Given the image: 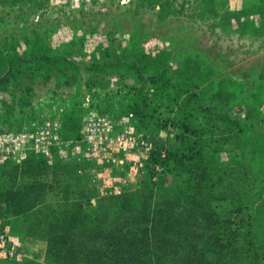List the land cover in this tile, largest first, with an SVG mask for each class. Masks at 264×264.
<instances>
[{
  "label": "rangeland",
  "instance_id": "374dc122",
  "mask_svg": "<svg viewBox=\"0 0 264 264\" xmlns=\"http://www.w3.org/2000/svg\"><path fill=\"white\" fill-rule=\"evenodd\" d=\"M36 185L13 242L79 207L110 232L119 201L141 224L175 200L189 228L228 227L211 264H264V0H0V193L24 208ZM176 238L143 263L191 264L204 242Z\"/></svg>",
  "mask_w": 264,
  "mask_h": 264
},
{
  "label": "trees",
  "instance_id": "16d2710c",
  "mask_svg": "<svg viewBox=\"0 0 264 264\" xmlns=\"http://www.w3.org/2000/svg\"><path fill=\"white\" fill-rule=\"evenodd\" d=\"M155 77V76H154ZM43 187L36 185L32 187L30 199L32 204L21 207V202L13 203L10 194L0 193V206L2 207V216L6 218L8 213L14 216H23L24 213L34 209L36 202L42 197ZM88 200V199H87ZM2 204H4L2 206ZM118 209L120 214H115V228L110 232H104L105 216L104 212L95 211L86 212L79 207L77 210L60 213L58 217L50 220L46 225V259H53L55 264H144L143 259L150 257V238L151 242L157 241L164 243H174L179 240L177 235H181V241L177 243L179 248H189L193 252L197 249L195 242L198 239L204 242L203 248L199 253L190 254L189 262L194 264H211V257L207 254L208 250L216 245H224L221 239L222 234L216 233V229L224 230V226L212 214L205 215L209 218L210 224L208 231L203 228H189L184 221L183 209L176 206V201H163L154 211H146L141 224H138V214L124 217L122 203L119 201ZM103 216V217H102ZM213 218V219H212ZM208 221V222H209ZM212 221V222H211ZM130 225L128 226V224ZM129 227L127 229L126 227ZM228 228V227H227ZM212 231V232H211ZM87 233V239L82 240L79 236ZM154 234V235H152ZM209 238L205 241V236ZM183 235H188L183 238ZM195 237V239H193ZM75 238L77 240L75 241ZM79 241V242H78ZM174 245V244H173ZM172 245V246H173ZM172 246L170 245L169 253ZM140 250V253L134 254ZM167 253L166 249L161 250ZM164 258L158 259V264L165 263ZM1 261V260H0ZM144 262V263H143ZM172 264H186L182 261Z\"/></svg>",
  "mask_w": 264,
  "mask_h": 264
},
{
  "label": "built area",
  "instance_id": "2783aa9c",
  "mask_svg": "<svg viewBox=\"0 0 264 264\" xmlns=\"http://www.w3.org/2000/svg\"><path fill=\"white\" fill-rule=\"evenodd\" d=\"M121 192L122 188H115L110 193L120 194ZM1 214L2 207L0 206V260L20 258L23 255L22 248L19 243L11 241L5 224V218Z\"/></svg>",
  "mask_w": 264,
  "mask_h": 264
},
{
  "label": "crops",
  "instance_id": "0c3cea01",
  "mask_svg": "<svg viewBox=\"0 0 264 264\" xmlns=\"http://www.w3.org/2000/svg\"><path fill=\"white\" fill-rule=\"evenodd\" d=\"M22 248V254L27 255L29 257H46L47 252V243L46 242H39V243H30V240L23 241L19 243Z\"/></svg>",
  "mask_w": 264,
  "mask_h": 264
}]
</instances>
